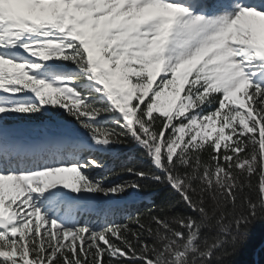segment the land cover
<instances>
[{"label":"snow or ice","instance_id":"snow-or-ice-1","mask_svg":"<svg viewBox=\"0 0 264 264\" xmlns=\"http://www.w3.org/2000/svg\"><path fill=\"white\" fill-rule=\"evenodd\" d=\"M257 223L264 0H0V264H224Z\"/></svg>","mask_w":264,"mask_h":264},{"label":"trees","instance_id":"trees-1","mask_svg":"<svg viewBox=\"0 0 264 264\" xmlns=\"http://www.w3.org/2000/svg\"><path fill=\"white\" fill-rule=\"evenodd\" d=\"M103 173H97L101 175ZM129 177H116L114 179H128ZM155 202L161 204L169 199V192L165 189H159L155 196ZM118 222H123L120 218ZM264 223H257L252 229L251 235L247 244L241 249V251L233 256L229 257L224 264H264ZM256 250H258V257H255Z\"/></svg>","mask_w":264,"mask_h":264},{"label":"water","instance_id":"water-1","mask_svg":"<svg viewBox=\"0 0 264 264\" xmlns=\"http://www.w3.org/2000/svg\"><path fill=\"white\" fill-rule=\"evenodd\" d=\"M263 245H264V243L262 244V246H263ZM255 257H256V258L258 257V250H256Z\"/></svg>","mask_w":264,"mask_h":264}]
</instances>
